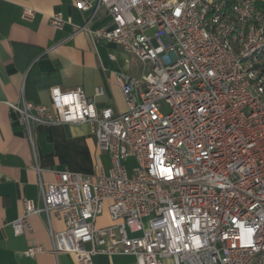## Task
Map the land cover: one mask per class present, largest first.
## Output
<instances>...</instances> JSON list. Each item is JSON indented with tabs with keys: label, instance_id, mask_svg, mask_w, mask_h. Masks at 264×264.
I'll use <instances>...</instances> for the list:
<instances>
[{
	"label": "built area",
	"instance_id": "2783aa9c",
	"mask_svg": "<svg viewBox=\"0 0 264 264\" xmlns=\"http://www.w3.org/2000/svg\"><path fill=\"white\" fill-rule=\"evenodd\" d=\"M72 1L91 12L75 32L118 45L149 70L116 78L123 114L98 111L81 89L52 88L49 107L22 95L5 103L31 146L38 126L89 124L110 161L92 176L39 181V200L23 199L11 223L14 236L31 234L30 218L44 215L50 253L76 264L98 255L264 264V0ZM100 8L110 30L88 28ZM48 21L55 30L67 24L61 13ZM105 213L110 223L96 226ZM51 215L62 231L51 230ZM46 252L32 241L24 255Z\"/></svg>",
	"mask_w": 264,
	"mask_h": 264
},
{
	"label": "crops",
	"instance_id": "0c3cea01",
	"mask_svg": "<svg viewBox=\"0 0 264 264\" xmlns=\"http://www.w3.org/2000/svg\"><path fill=\"white\" fill-rule=\"evenodd\" d=\"M25 8L35 11L29 21L21 16ZM54 13L67 22L61 30L49 25L48 17ZM90 15L77 11L72 0H0V264H76L71 255L50 253L44 215L30 218L31 234L14 236L11 223L22 215L23 199L39 200V181L51 184L61 172L92 176L96 165L105 169L110 165L109 157L97 151L89 124L38 126L31 146L17 113L5 103H15L22 95L30 103L49 107L52 88L81 89L98 111L110 108L123 114L125 101L116 78L139 77L149 70L118 45L75 32ZM88 28H112L103 8ZM109 223L105 213L96 226ZM50 227L59 232L64 225L51 215ZM32 241L47 252L26 257ZM93 264H135V259L98 255Z\"/></svg>",
	"mask_w": 264,
	"mask_h": 264
},
{
	"label": "rangeland",
	"instance_id": "374dc122",
	"mask_svg": "<svg viewBox=\"0 0 264 264\" xmlns=\"http://www.w3.org/2000/svg\"><path fill=\"white\" fill-rule=\"evenodd\" d=\"M102 160L105 162L106 158L103 157ZM125 164H126L128 170H130L134 166V163L131 159L129 161H127Z\"/></svg>",
	"mask_w": 264,
	"mask_h": 264
}]
</instances>
